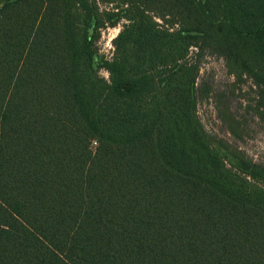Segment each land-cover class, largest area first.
Masks as SVG:
<instances>
[{"label":"trees","instance_id":"obj_1","mask_svg":"<svg viewBox=\"0 0 264 264\" xmlns=\"http://www.w3.org/2000/svg\"><path fill=\"white\" fill-rule=\"evenodd\" d=\"M125 2L97 66L88 0L0 8V264H264V190L208 141L187 59L219 53L264 94V0Z\"/></svg>","mask_w":264,"mask_h":264},{"label":"rangeland","instance_id":"obj_2","mask_svg":"<svg viewBox=\"0 0 264 264\" xmlns=\"http://www.w3.org/2000/svg\"><path fill=\"white\" fill-rule=\"evenodd\" d=\"M88 1L105 21L94 42L93 63L97 66L113 57V40L129 24L134 10L125 0ZM5 2L0 0V8ZM148 15L165 28L182 27L179 22L172 25L169 18L161 20L155 11ZM136 48L128 43V58L141 55ZM187 59L197 68L195 115L208 141L233 174L264 190V94L247 75L236 78L230 74L219 53L191 47ZM99 75L108 79L103 69ZM95 147L96 143H90L92 151Z\"/></svg>","mask_w":264,"mask_h":264}]
</instances>
